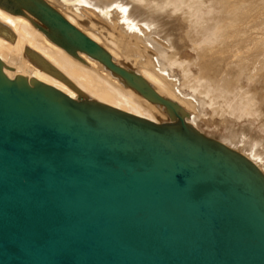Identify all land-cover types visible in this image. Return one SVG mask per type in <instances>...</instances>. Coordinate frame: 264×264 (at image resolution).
I'll list each match as a JSON object with an SVG mask.
<instances>
[{
  "label": "water",
  "instance_id": "1",
  "mask_svg": "<svg viewBox=\"0 0 264 264\" xmlns=\"http://www.w3.org/2000/svg\"><path fill=\"white\" fill-rule=\"evenodd\" d=\"M29 7L68 51L179 114L51 5ZM0 264H264V172L182 115L74 98L0 59Z\"/></svg>",
  "mask_w": 264,
  "mask_h": 264
},
{
  "label": "bare ground",
  "instance_id": "2",
  "mask_svg": "<svg viewBox=\"0 0 264 264\" xmlns=\"http://www.w3.org/2000/svg\"><path fill=\"white\" fill-rule=\"evenodd\" d=\"M36 1L0 0V59L10 77L38 79L157 123L177 124L182 115L264 172V62H246L264 56V37L255 51L253 42L244 45L255 20H264V0H41L174 101L179 114L99 58L54 40L29 7Z\"/></svg>",
  "mask_w": 264,
  "mask_h": 264
},
{
  "label": "rangeland",
  "instance_id": "3",
  "mask_svg": "<svg viewBox=\"0 0 264 264\" xmlns=\"http://www.w3.org/2000/svg\"><path fill=\"white\" fill-rule=\"evenodd\" d=\"M248 40L246 41V43L244 44L245 46L248 45V42L251 41V43L253 44V51L257 50L259 48V43L258 41L262 40V38L264 37V20H255L254 25H252L249 29H248ZM246 62H254V64H257L258 62L262 63L264 62V56H259L256 57L253 60H248ZM205 130H207L204 127ZM222 134L226 135V132H221ZM260 135L264 136V133L259 132ZM249 137L251 136L248 135ZM248 137V138H249ZM245 145H248V141H245Z\"/></svg>",
  "mask_w": 264,
  "mask_h": 264
}]
</instances>
